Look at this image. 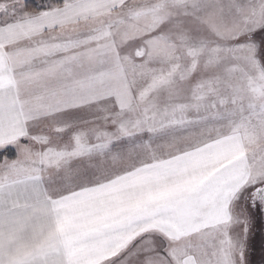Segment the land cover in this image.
Instances as JSON below:
<instances>
[{
	"label": "snow or ice",
	"instance_id": "obj_1",
	"mask_svg": "<svg viewBox=\"0 0 264 264\" xmlns=\"http://www.w3.org/2000/svg\"><path fill=\"white\" fill-rule=\"evenodd\" d=\"M0 264H264V0H0Z\"/></svg>",
	"mask_w": 264,
	"mask_h": 264
}]
</instances>
